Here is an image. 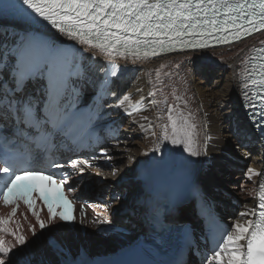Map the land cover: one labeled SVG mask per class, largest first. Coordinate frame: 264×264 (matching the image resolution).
<instances>
[{"label":"snow or ice","instance_id":"obj_1","mask_svg":"<svg viewBox=\"0 0 264 264\" xmlns=\"http://www.w3.org/2000/svg\"><path fill=\"white\" fill-rule=\"evenodd\" d=\"M18 5L4 4L0 11L14 8L20 23L46 22L62 37L98 52L109 61L128 56L138 60L169 47L197 50L230 44L264 31V0H18ZM260 43L264 45V41ZM250 51L264 53V47ZM75 59L74 53L51 44L29 46L19 51L13 91L26 87V81L43 78L46 74L45 115L39 117L32 100L23 103L17 100L14 103L6 94L0 97L4 107H15L22 114V122L36 128L69 123L80 106L79 92L69 87L73 73L67 71ZM58 60L63 61L62 67L58 65ZM241 63L245 65L240 74L245 107L253 109V118L259 107L260 120L256 126L264 130V55L247 57ZM249 64L251 67H248ZM106 75L115 76L116 72ZM249 88L253 89L251 93ZM104 95L107 91L102 85L95 101L99 102ZM128 100L130 96L125 95L119 103L122 106ZM138 110L133 108V111ZM184 125L189 129L195 128L187 118H184ZM172 132L173 135L165 136V139H171L173 144L183 143L184 150L189 154L200 155L190 130L178 129L176 120H173ZM180 133L184 134L183 140ZM5 149L4 157L0 159L6 165L0 167V200L5 206H11V211L6 217L0 216V264H12L10 254L18 246L28 243L27 237L19 231V225L16 230L8 227L16 216L20 202L31 211L40 229L47 228L56 220L72 222L76 217L73 214L75 206L65 192L66 178L57 180L43 169L18 170L20 161L11 154L12 149L7 143ZM101 152L108 156L109 149L102 148ZM23 162L27 163V160ZM81 164L91 167L88 160L70 162L72 168H78L83 173L85 167ZM54 166L64 167L60 164ZM247 174L249 179L254 175H264L251 167ZM43 181L47 182V187L41 185ZM67 191L75 189L69 186ZM34 193L37 195L34 196ZM254 194L259 211H245L239 215L241 218L248 215L255 218L245 223L240 220L234 222L232 231L223 237V242L209 258L210 264H264V181L259 183ZM37 200L46 206L47 220L41 218L40 210L36 208ZM101 223L110 224L111 221L105 219ZM30 230L35 236V227ZM8 235L14 238L15 243L5 239ZM50 246L54 247L55 242Z\"/></svg>","mask_w":264,"mask_h":264},{"label":"bare ground","instance_id":"obj_2","mask_svg":"<svg viewBox=\"0 0 264 264\" xmlns=\"http://www.w3.org/2000/svg\"><path fill=\"white\" fill-rule=\"evenodd\" d=\"M30 27L31 24L20 23L14 19H0V53L11 50L7 56L8 69L10 61L14 60L22 48L25 33ZM65 40L68 39L57 34L53 43L59 45ZM261 41H264V31L223 47L154 55L138 60L131 56L115 58L120 71L109 87L111 95L107 109L114 118L127 111L132 104L138 103L139 110L119 120L125 123L123 129H120L124 131L122 136L129 138L131 131V140L122 143L123 140L119 139L122 145L115 149L111 144L107 146L111 159L117 165L110 171L104 168L101 174L113 179L115 184L116 181L127 178L130 188L110 207L118 210L119 214L128 209L125 216H132L129 218L134 220V213L140 208L144 192L140 182L134 180L137 170L150 167L153 161L160 162L157 165L159 169H165L169 161L160 160L169 156L176 170L189 167L199 172L211 193H220L223 190L232 196L244 194L246 200L238 213L249 212L253 203L249 198L252 197L257 176L249 179L247 173L250 167L259 173L262 160L257 153L260 148L252 144L255 134L244 115L240 74L244 69L241 62ZM86 51V63L90 61L89 55H94L84 77L86 88L92 89L96 87L105 63L109 60L94 50L86 48ZM125 95L130 96V100L121 106L119 101ZM184 118L188 119L189 124H194L195 128L189 129L184 125ZM173 120H176L178 129L183 127L185 131L192 132L196 150L200 155L189 154L184 150L183 143L173 144L171 139H165V136L173 135ZM180 138L184 139L183 133H180ZM243 144L250 147V150L243 147ZM249 156L251 157L247 161L240 185L233 178L221 174L232 159L242 160L244 163ZM233 168L234 165L231 169ZM142 174L145 175V172ZM107 186L114 193L118 191L115 185ZM222 198L224 200L225 196L222 195ZM131 211L134 212L133 215L130 214ZM183 211L181 215L188 214L189 207ZM236 221L233 220V224ZM240 222L245 223L246 220L241 219ZM94 239L111 242V239L99 235ZM134 259H128L126 264H136Z\"/></svg>","mask_w":264,"mask_h":264},{"label":"water","instance_id":"obj_3","mask_svg":"<svg viewBox=\"0 0 264 264\" xmlns=\"http://www.w3.org/2000/svg\"><path fill=\"white\" fill-rule=\"evenodd\" d=\"M35 229L36 235L29 232L28 243L10 254L12 264H126L138 248L137 237L143 234L129 231L105 236L81 224L59 220L45 229ZM97 235L111 242L95 241ZM53 242L54 247L50 246Z\"/></svg>","mask_w":264,"mask_h":264},{"label":"rangeland","instance_id":"obj_4","mask_svg":"<svg viewBox=\"0 0 264 264\" xmlns=\"http://www.w3.org/2000/svg\"><path fill=\"white\" fill-rule=\"evenodd\" d=\"M126 118V117H125ZM123 129V128H122ZM130 133H131V131H129V138L125 135V136H122L123 134H124V131H122L121 130V134L119 135V137H117L112 143H111V146H112V148L113 149H115V148H117L116 146H121L122 145V143L124 142V141H127V140H131V137H130ZM119 139H122L123 141H122V143H121V140L119 141ZM241 141V140H240ZM253 144V143H252ZM253 145H255V144H253ZM119 146V147H120ZM243 147H246V148H248V150H250V147H247L246 145H244L243 144ZM115 154V153H114ZM250 157L251 156H249V159H247V160H245V162L244 163H242V162H239L237 159H232L231 161H230V163H228V165H226L225 166V168H224V170H223V172H221V174L224 176V177H230V178H233L234 179V181H237V183L240 185L241 184V181L243 180V178H244V174H245V170H246V168H247V164H248V160H250ZM115 160H113V163H114V166L113 167H116V165H117V162L115 163L114 162ZM242 161V160H241ZM234 165V168H233V170L231 169L232 168V166ZM112 167V168H113ZM111 168V169H112ZM110 169V170H111ZM109 170V169H108ZM109 170V171H110ZM104 178H105V183L107 184V185H115V186H117V188H118V191H120V189L122 188V186H125L126 187V189H127V191L130 189L129 188V186L127 185V182H128V180L129 179H127V178H125V179H121L120 181H116V184H115V181L112 179L111 180V178H108V176L107 175H102ZM98 178L97 177H92V179H91V185H94V186H97V183H98ZM249 182V181H248ZM117 191V192H118ZM126 191V192H127ZM122 194H124V192L122 193ZM121 194V195H122ZM119 210H121L120 208H119ZM122 210H123V208H122ZM128 210V209H127ZM181 213H182V211H181ZM129 217H132V216H129Z\"/></svg>","mask_w":264,"mask_h":264}]
</instances>
